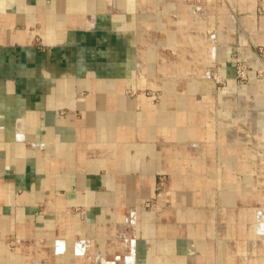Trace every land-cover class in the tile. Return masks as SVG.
I'll return each mask as SVG.
<instances>
[{
  "label": "crops",
  "instance_id": "1",
  "mask_svg": "<svg viewBox=\"0 0 264 264\" xmlns=\"http://www.w3.org/2000/svg\"><path fill=\"white\" fill-rule=\"evenodd\" d=\"M250 41L264 0H1L0 264H264V143L229 100L264 84L201 81Z\"/></svg>",
  "mask_w": 264,
  "mask_h": 264
},
{
  "label": "rangeland",
  "instance_id": "2",
  "mask_svg": "<svg viewBox=\"0 0 264 264\" xmlns=\"http://www.w3.org/2000/svg\"><path fill=\"white\" fill-rule=\"evenodd\" d=\"M220 1H224V0H220ZM230 15L231 17L234 16L237 23V26L235 28V33L233 36L237 37L238 39H243L246 30L242 26V22L240 21L241 20L240 14L237 11L231 9ZM227 29L228 28H223V30L225 31H227ZM216 31L217 30H215V32ZM220 32H222L221 29ZM248 47L249 46H246V48ZM249 48L256 53V57L250 60H238V57L236 56L235 57L236 64L234 66V74L232 77H221L218 73L219 65L217 63L215 64V67H212L211 69L210 68L206 69L205 75L201 78L204 87L209 88L213 85L215 86L217 85L218 88H225L228 86V83L230 81L234 82L237 87L248 86L251 84L252 81L264 84V47L256 45L250 41ZM212 81L213 84L211 85ZM259 99H260L259 95L252 94L250 96H244V95H239L238 92L232 93V95L229 98L232 104L235 105V109H236L235 112L237 119V123H236L237 134H236L235 142L247 144L248 147L258 148V149L261 148V145L264 143V141L259 140L258 142L257 138H255L252 139L251 141L245 142L242 137L243 135H246V133H244L245 132L244 127L247 126L248 122L252 123L253 128L257 127L255 130H259V128H262V126H264L263 123H260V120L264 118V109L263 107L261 108L259 106ZM256 121L259 122L257 125L255 123ZM250 131L252 133V128H250ZM259 167H261V165H259L258 168ZM262 167L264 168V165H262ZM257 172L258 174L256 175V179L263 182L264 171L257 170ZM219 180H220V176H219ZM220 184L221 182H219V187H218L219 199L223 195H225V193L228 191L227 188L220 186ZM158 188L159 191H162V193L167 189L169 190V187L166 186V183L163 184L162 181H159ZM253 190L255 189L253 188ZM251 195H252V198L250 199L251 203H257V204H259V202L264 203V187L262 188L261 191L259 190L254 191ZM261 206H262L261 212L263 213L261 215V218L264 220V208H263L264 204H261ZM261 249L263 250L262 252H264V246ZM242 259L243 258H241L242 264H244Z\"/></svg>",
  "mask_w": 264,
  "mask_h": 264
},
{
  "label": "bare ground",
  "instance_id": "3",
  "mask_svg": "<svg viewBox=\"0 0 264 264\" xmlns=\"http://www.w3.org/2000/svg\"><path fill=\"white\" fill-rule=\"evenodd\" d=\"M218 5H219V3H218ZM219 7V6H218ZM221 7V6H220ZM220 13V12H219ZM219 15V14H218ZM213 38V37H212ZM210 39V38H209ZM208 39V40H209ZM212 43H215V42H212ZM210 45V44H209ZM212 51V50H211ZM212 58V57H211ZM208 75V74H207ZM200 79V78H199ZM209 81V80H208ZM213 84V81H212V83H211V85ZM212 88V87H211ZM209 89H210V87H209ZM213 95V94H212ZM257 125V124H256ZM251 126H252V123H251ZM257 127H255V128H253L252 127V130L253 131H260V130H255ZM262 164L264 165V162H262ZM261 164V165H262ZM260 171H264V168L262 167L261 169H260ZM264 174V173H263ZM260 175V174H259ZM262 175V174H261ZM169 192V190L167 189V190H165L163 193H162V195L163 194H165V193H168ZM168 199V198H167ZM162 202V201H161ZM264 208V207H263ZM258 225H259V227H260V233H261V237H264V220L262 219V218H259V220H258ZM263 242H264V240H263ZM79 254H81V253H79ZM127 260H128V264H134V259H133V257L131 256V257H129V258H127ZM219 264H224V259H223V256H221L220 257V260H219Z\"/></svg>",
  "mask_w": 264,
  "mask_h": 264
}]
</instances>
